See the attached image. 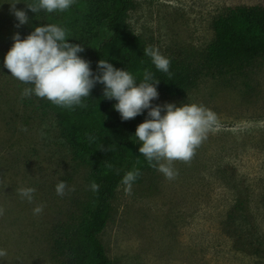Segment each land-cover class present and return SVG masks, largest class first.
Instances as JSON below:
<instances>
[{"label": "rangeland", "instance_id": "rangeland-1", "mask_svg": "<svg viewBox=\"0 0 264 264\" xmlns=\"http://www.w3.org/2000/svg\"><path fill=\"white\" fill-rule=\"evenodd\" d=\"M14 2L29 12V0H0V249L7 252L0 264H63V233L80 228L95 191L48 100L23 97L28 85L4 67L14 35L27 37ZM240 6L264 8V0H135L128 13L130 31L146 47L202 68L188 92L159 93L152 105L203 104L220 128L190 162H174L175 179L153 167L130 192L124 184L117 189L100 235L112 264H264L242 251L249 233L256 241L264 236V58L224 72L205 60L215 20ZM61 181L68 185L63 196L56 192ZM27 187L36 189L32 202L18 192ZM237 205L242 216L233 215Z\"/></svg>", "mask_w": 264, "mask_h": 264}, {"label": "trees", "instance_id": "trees-1", "mask_svg": "<svg viewBox=\"0 0 264 264\" xmlns=\"http://www.w3.org/2000/svg\"><path fill=\"white\" fill-rule=\"evenodd\" d=\"M33 2L29 0V4ZM134 2L74 0L63 12L29 10L27 36L36 27L55 24L66 29L69 43L84 46L85 51L79 55L91 62L94 74L98 72V62L106 59L115 68L132 73L138 83L143 80L145 71L152 73L154 80L160 82L156 86L160 94L169 97L185 94L196 85L202 74L201 66L169 58L171 76L158 70L151 57L145 55V44L128 27L127 17ZM214 32L215 39L205 60L218 71L234 70L264 58L263 7L232 9L215 20ZM103 89V85L97 84L91 96L83 98L86 107L66 108L46 101L45 107H49L55 117L74 159L89 168L90 181L99 185L80 228L63 233L62 252L66 256L63 264H112L100 235L107 227L115 193L127 172L139 170L141 174L133 183H140L144 172L153 168L139 152L142 142L135 137L146 112L134 119L122 120L114 107L118 101L105 99ZM236 213L242 216L245 211L237 205L233 215ZM242 230L244 232L245 228ZM252 234L242 242V251L264 259V236L256 241L251 239Z\"/></svg>", "mask_w": 264, "mask_h": 264}, {"label": "clouds", "instance_id": "clouds-1", "mask_svg": "<svg viewBox=\"0 0 264 264\" xmlns=\"http://www.w3.org/2000/svg\"><path fill=\"white\" fill-rule=\"evenodd\" d=\"M74 0H34L26 4L33 13L46 10L48 13L65 11ZM18 3H11V12L19 21L17 27L27 24V11L17 10ZM14 44L7 53L4 67L11 76L28 85L22 92L23 97L33 94L41 99H47L57 106L72 108L86 107L83 98L91 96L97 84L104 86L105 99L116 100L115 110L122 120L134 119L148 111V119L138 125L135 137L142 142L139 152L147 159L150 166L157 168L169 180L178 176L174 162H190L196 149L220 128L218 115L203 104L187 103L177 107L174 103L153 106L152 101L159 98L157 85L153 74L145 71L143 80L137 82L133 74L120 70L108 60L98 62V72L93 73L91 62L83 59L79 53L85 51L81 44L69 43L66 29L55 24L36 27L26 38L21 39L19 33L13 37ZM145 55L151 57L156 68L168 73L170 59L164 56L156 46H148ZM162 112L166 114L162 115ZM90 140L94 139L89 137ZM107 149H104L106 151ZM139 170L127 172L122 183L125 191L130 192L132 183L140 176ZM68 189L66 182L61 181L56 186L58 195L63 196ZM93 191L99 190L95 182L91 184ZM74 191L75 189H69ZM18 192L29 202L34 199L35 188H20ZM44 205L34 208V214H40ZM0 207V216L4 214ZM7 255L0 249V257Z\"/></svg>", "mask_w": 264, "mask_h": 264}]
</instances>
